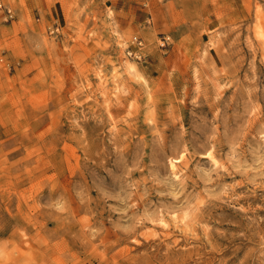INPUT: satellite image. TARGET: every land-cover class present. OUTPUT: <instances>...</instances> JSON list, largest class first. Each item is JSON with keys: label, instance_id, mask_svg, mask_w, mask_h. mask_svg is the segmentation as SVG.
<instances>
[{"label": "rangeland", "instance_id": "obj_1", "mask_svg": "<svg viewBox=\"0 0 264 264\" xmlns=\"http://www.w3.org/2000/svg\"><path fill=\"white\" fill-rule=\"evenodd\" d=\"M0 1V264H264V0Z\"/></svg>", "mask_w": 264, "mask_h": 264}, {"label": "built area", "instance_id": "obj_2", "mask_svg": "<svg viewBox=\"0 0 264 264\" xmlns=\"http://www.w3.org/2000/svg\"><path fill=\"white\" fill-rule=\"evenodd\" d=\"M0 9H2V11L4 12V16H5L6 20L12 19L14 17V12L11 9V7L3 4L1 1H0ZM59 29H60V27L57 23L52 24L47 28L48 33L53 34V35L58 34ZM162 39H163V41H162V44H163L164 41L166 40V38L163 37ZM132 43L135 45L136 48L135 49H129L127 51V55L131 56L132 58L139 59L141 57L140 50H141V47L143 45L142 40L137 36H133L132 37Z\"/></svg>", "mask_w": 264, "mask_h": 264}]
</instances>
